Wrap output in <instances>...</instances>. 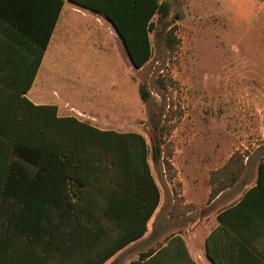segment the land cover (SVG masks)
Returning <instances> with one entry per match:
<instances>
[{"label": "trees", "instance_id": "obj_1", "mask_svg": "<svg viewBox=\"0 0 264 264\" xmlns=\"http://www.w3.org/2000/svg\"><path fill=\"white\" fill-rule=\"evenodd\" d=\"M70 1L110 23L136 69L148 63L153 19L167 15V2ZM63 4L0 0V264H104L145 235L160 203L144 136L100 130L26 98ZM140 95L148 101L144 85ZM219 221L206 241L213 264H264V158L256 184ZM163 254L194 264L180 237L131 264H160Z\"/></svg>", "mask_w": 264, "mask_h": 264}, {"label": "rangeland", "instance_id": "obj_2", "mask_svg": "<svg viewBox=\"0 0 264 264\" xmlns=\"http://www.w3.org/2000/svg\"><path fill=\"white\" fill-rule=\"evenodd\" d=\"M162 1L169 10L153 19L152 56L141 69L105 18L65 14L38 90L54 99L57 91L83 113H118L126 132L145 137L162 192L179 199L180 178L195 176L211 191L208 204L227 190L238 198L264 158V2ZM230 161L233 171L224 170Z\"/></svg>", "mask_w": 264, "mask_h": 264}, {"label": "crops", "instance_id": "obj_3", "mask_svg": "<svg viewBox=\"0 0 264 264\" xmlns=\"http://www.w3.org/2000/svg\"><path fill=\"white\" fill-rule=\"evenodd\" d=\"M262 1L264 2V0ZM65 14L67 18L91 16L96 19L99 16L70 0H64L56 28ZM39 71L40 68L31 88L26 93V98L33 104L55 105L58 107V115L61 117H76L100 130L126 133L125 121L120 119L118 113L102 117L98 114L83 113L75 109L72 101L62 98L57 91H53L55 99L40 92L38 90L41 83ZM72 110L75 111V114H70L73 112ZM180 182L182 189L178 196L179 199L175 198L176 194L172 189L167 192L160 190V203L147 224L145 235L119 250L104 264H131L142 256L151 252L156 253L165 248L174 237H180L183 240L188 255L194 264H213L207 255V238L213 230L220 226L219 214L224 209L234 205L243 194L236 198V195L228 193L229 190L223 191L208 204L211 191L205 188L195 176L180 178ZM235 198L236 200L232 202ZM225 204L228 205L224 206ZM171 257V255L163 254L159 263L170 264L172 261L174 262L175 260Z\"/></svg>", "mask_w": 264, "mask_h": 264}, {"label": "water", "instance_id": "obj_4", "mask_svg": "<svg viewBox=\"0 0 264 264\" xmlns=\"http://www.w3.org/2000/svg\"><path fill=\"white\" fill-rule=\"evenodd\" d=\"M120 39H121V38H120ZM122 43H123V41H122ZM123 46H124V48H125V51H126V53H127V55H128L129 60H131V59H130V56H129V53H128V51H127V49H126L124 43H123Z\"/></svg>", "mask_w": 264, "mask_h": 264}]
</instances>
